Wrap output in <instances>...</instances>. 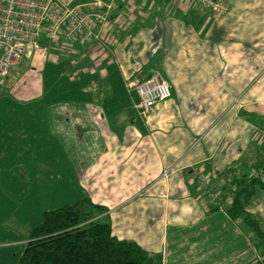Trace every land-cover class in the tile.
Instances as JSON below:
<instances>
[{
	"label": "crops",
	"instance_id": "0c3cea01",
	"mask_svg": "<svg viewBox=\"0 0 264 264\" xmlns=\"http://www.w3.org/2000/svg\"><path fill=\"white\" fill-rule=\"evenodd\" d=\"M161 1L129 0L142 18L111 28L108 51L88 46L69 60L36 56L25 74H14L11 91L22 102L8 108L12 124H32L39 133L33 139L47 143L48 134L58 142L55 169L64 159L69 189L79 194L65 206L87 198L104 208L98 219L150 264H260V242L227 215V192L235 176L264 170V0H228L222 16ZM45 63L55 74H44L51 69ZM25 76L31 80L17 82ZM152 76L169 85L171 98L140 118L125 83ZM62 86L71 100L49 102ZM27 148L22 157L31 159ZM196 176L205 178L203 187ZM249 203L247 214L257 217Z\"/></svg>",
	"mask_w": 264,
	"mask_h": 264
},
{
	"label": "rangeland",
	"instance_id": "374dc122",
	"mask_svg": "<svg viewBox=\"0 0 264 264\" xmlns=\"http://www.w3.org/2000/svg\"><path fill=\"white\" fill-rule=\"evenodd\" d=\"M155 2L158 7L162 4L161 0H155ZM135 5L137 4L134 2H130L129 5L128 0V6L125 7L127 11H122L120 14L123 19L120 20L119 29H126L128 25L134 23L135 17L133 16L142 18L140 12L133 11ZM139 5L136 7H142ZM49 44L45 43L47 52L37 56L53 55L60 60L61 57L58 53L48 50L50 49ZM72 57L74 56H70V59ZM20 62L21 67L11 70L10 77L5 79L4 88L0 90V146L5 147L0 151V264H18L24 246L29 241L30 232L42 222L43 214L68 205L72 199L79 196L78 192H72L69 189L72 174L67 165L63 166L65 160L63 159L61 169L60 167L55 169L54 156L56 155H52L51 152L53 150L54 154V151H58V142L50 138L48 134L42 136V139L47 140V143L33 139L39 133L37 130L33 131L32 124L30 126L21 123L12 124L11 116L14 111H9L8 108L15 105L16 102H22L21 97L15 91H11L12 84L16 81L14 74H25L23 72L28 69L31 60H26L23 57ZM48 67L51 69H47L44 74H55L54 71L57 67L54 64L45 63L44 69ZM63 67L65 69V66ZM27 79L28 76H25L17 82L22 83ZM29 80L31 78L28 79V82ZM44 85L46 92L49 91L51 81L47 82L46 80ZM57 99L62 101V96ZM31 101L39 103L37 98H33ZM63 101L68 102L67 99ZM42 129L48 131L50 128L44 125ZM21 130L24 134H21ZM21 135L26 139L23 140ZM23 145L25 148L28 146L29 151L26 149V152H29L31 159L22 157L25 149L22 148ZM47 151L48 153H46ZM22 169L25 170V174L21 172ZM248 211L262 220L264 232V190L256 189L249 203ZM259 249L261 255H264V244L260 243Z\"/></svg>",
	"mask_w": 264,
	"mask_h": 264
},
{
	"label": "built area",
	"instance_id": "2783aa9c",
	"mask_svg": "<svg viewBox=\"0 0 264 264\" xmlns=\"http://www.w3.org/2000/svg\"><path fill=\"white\" fill-rule=\"evenodd\" d=\"M187 7L201 6L215 16L228 11V0H176ZM125 0H0V85L10 70L24 57L31 60L50 49L61 58L69 59L78 54L77 47H96L108 51L112 44L110 30L119 27L123 17L111 20ZM120 11V10H119ZM93 53V52H91ZM52 59L58 60L51 55ZM129 95L136 100L133 109L140 118H146L157 103L171 98L169 85L158 76L138 82L125 83ZM164 170L162 179L172 174ZM252 177L264 182V170ZM200 186L206 184L203 177H195ZM263 264L262 260H259Z\"/></svg>",
	"mask_w": 264,
	"mask_h": 264
},
{
	"label": "trees",
	"instance_id": "16d2710c",
	"mask_svg": "<svg viewBox=\"0 0 264 264\" xmlns=\"http://www.w3.org/2000/svg\"><path fill=\"white\" fill-rule=\"evenodd\" d=\"M57 85L60 87L59 81ZM59 96L62 101L72 97L62 86L50 93L48 99L60 101ZM230 185L227 193L232 196V203L227 215L232 220L240 219L256 240L264 244L262 220L246 212L256 189L264 190V182L241 175L235 176ZM103 212L104 208L93 205L87 198L45 212L42 222L31 230L18 264H150L148 255L137 245L112 236L110 224L98 219Z\"/></svg>",
	"mask_w": 264,
	"mask_h": 264
}]
</instances>
